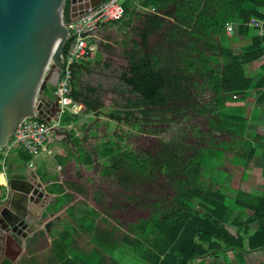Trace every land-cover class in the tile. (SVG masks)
Here are the masks:
<instances>
[{"label":"trees","instance_id":"16d2710c","mask_svg":"<svg viewBox=\"0 0 264 264\" xmlns=\"http://www.w3.org/2000/svg\"><path fill=\"white\" fill-rule=\"evenodd\" d=\"M123 5L124 17L129 13L144 17L142 27H136L140 43L127 45L131 64L129 73H124L126 91L140 95L144 102L128 98L124 109H112L109 117L136 123L140 129L152 118L168 128L154 152L138 151L130 143L122 147L118 135L119 140L115 136V140L107 139L94 154L98 160H108L110 165L103 172L116 175L121 184L130 185L139 175L148 178L162 173L175 191L169 200L161 198L148 204L152 207L150 218L122 233L121 243L135 254L137 264H195V260L197 264H214L207 258L218 261L220 254L228 251H235L236 262L232 264H249L243 253L264 249V191L232 190L217 181V173L221 174L229 161L223 156L231 152L230 144L238 143L240 149L245 143L250 145L247 155L240 153L246 158L245 165L257 148L264 149V136L249 135L247 118L238 108L230 110L227 105L235 100L234 95L264 89V72L256 77L244 68L264 55V35L247 24L252 17L264 18V0H127ZM123 18L106 25H115ZM64 19L70 20V0L65 4ZM227 22L237 24V35L250 37V44L240 52L233 47L237 38L226 35ZM152 36H156L154 44ZM71 41H66L63 54ZM91 66L92 61L79 63L72 80L74 100L89 112L100 108L91 95L96 89L83 86L77 70H90ZM209 93L211 100H205ZM196 115H207L209 129L197 132L193 128L197 140L192 143L184 138V125ZM77 117L67 110L61 124ZM152 127L149 130L154 131ZM218 133L229 135L231 141L215 137ZM22 157L27 162L32 159L28 151ZM3 161L6 163V157L0 151V171ZM6 188L0 184L2 196ZM87 211L83 221L99 216L94 208ZM255 223L258 228L252 231ZM114 232L117 230L106 232V238L121 245ZM109 257L101 264H123L115 256Z\"/></svg>","mask_w":264,"mask_h":264},{"label":"crops","instance_id":"0c3cea01","mask_svg":"<svg viewBox=\"0 0 264 264\" xmlns=\"http://www.w3.org/2000/svg\"><path fill=\"white\" fill-rule=\"evenodd\" d=\"M142 19L144 17L140 15L134 18L135 21ZM105 26L107 25L100 26L98 30L99 41ZM232 37L237 38L233 43L235 52H240L244 46L251 42L250 37H241L237 33ZM244 68L249 75L258 77L264 72V60L259 59L248 63ZM263 92L264 89L257 91L248 90L244 95L227 104L230 110L238 108L239 113L247 118L250 129L249 135L251 136L256 134L264 136ZM48 106L50 104L47 103L45 110H47ZM82 110L86 112L85 114L88 117L92 115L91 113H95L93 114L94 118L98 119L96 110L89 112L86 107H83L80 111ZM98 129L93 124L92 129L81 132L76 122L61 125L54 131L55 137L50 142V144L54 141L59 143L58 151L54 157L56 159L55 166H48L43 163L42 168H38L34 163V167H30L28 164L23 172L20 171L10 176L7 173L8 186L2 197H5L8 193L10 180L14 181L13 190L17 191L19 190L18 187L24 186L22 180L27 179L30 175L34 181L41 180L48 184L46 188L52 203L48 206V213L44 214L46 218L40 226L35 232L28 234L22 240V247L15 243L7 242L6 239L5 255L3 259L0 258V264H90L91 262L101 264L103 260L106 262L109 259L107 253L102 254L104 246L101 244V239L102 237L107 239L106 235L103 234H106L104 224L107 226L108 223L103 221L105 213H103L102 209L100 210L102 205H105V198L107 197L104 192L107 189L103 190L101 183L107 184L108 174L103 172L105 167L101 165L102 160H98L94 154L95 150L100 146L97 138L99 135L97 137L91 135V130ZM216 135L220 137V140L231 141L229 135L220 133ZM221 136H223V139ZM225 136H228V138ZM75 137L78 141H74L75 139L73 138ZM217 142L219 143L220 141L218 140ZM233 145L235 147L230 144L231 152H229V155H235V153L247 155L250 148L248 143L243 144V149H240L241 145L238 143H233ZM7 149L11 151L12 146H8ZM43 153L47 152H42L41 154ZM15 155L17 157V154ZM33 158L32 156L30 161H33ZM245 161L246 158L244 156L240 161L229 160L221 168L225 183L232 184L234 186L232 190H248L252 188L254 192L264 191V149L257 148L255 156L248 165L244 164ZM98 165L100 166L97 167ZM46 177H50V179L48 180ZM53 189H61V191H53ZM230 198L228 197L229 200H232ZM88 207L90 210L91 208L97 210L99 216L83 221L84 213L82 209L86 208L88 210ZM93 226L97 228L94 229ZM251 227L252 231H255L258 228V224L255 223ZM231 230L233 231L232 228ZM49 236H52V238L49 239ZM245 245H248V239L245 240ZM73 253H76V256ZM243 255L249 264H264V249L244 252ZM101 256L104 258H101ZM225 259L229 260L227 264L236 262L235 251L221 253L218 263L224 264L223 261ZM208 260L214 259L207 258Z\"/></svg>","mask_w":264,"mask_h":264},{"label":"rangeland","instance_id":"374dc122","mask_svg":"<svg viewBox=\"0 0 264 264\" xmlns=\"http://www.w3.org/2000/svg\"><path fill=\"white\" fill-rule=\"evenodd\" d=\"M127 0H121V2H126ZM132 3V2H131ZM135 15L129 13L117 24H110L111 26H105L101 35V40L99 41V47L97 51L96 58L92 61V66L90 70L82 69L79 73L77 70V78L85 87H93L96 89L91 95L93 99L97 100L96 105H100L99 110L96 112L98 119L94 118L95 113H91L90 117L85 114L84 110L78 113L76 119V125L81 132L92 129L93 124L98 130H91V135L96 136L99 139V145L104 146V142L108 140H115L117 136L122 137L121 146H125L130 143L131 147H134L138 151H153L158 147L161 139L165 138L164 131L168 128L167 124H162L159 121L155 123H160V125L155 126V130H149L148 126L143 128H138L136 123L130 124L125 120L114 121L109 117V113L114 108L124 109V101L128 98L139 101L143 103L140 95L136 93H128L124 86V73H129L130 61L127 54V50L133 45L134 41L140 43V38L137 35L136 27H142L144 19L140 21H135ZM133 19V23L129 24L130 20ZM113 25V26H112ZM156 36L151 37V43L154 44ZM130 45L129 47L127 45ZM47 96L55 100L56 96L54 94V86L48 84L46 87ZM212 94L206 95L205 100H211ZM136 121V120H135ZM92 126V127H91ZM188 127V128H187ZM184 138L188 142L195 143L196 138L194 135L193 128L197 129V132L202 130L208 131V119L207 115H196L188 119L184 125ZM98 131V133H97ZM215 137L217 135L215 134ZM228 138V136H225ZM127 138V139H126ZM206 138H208L206 136ZM223 139V136H221ZM119 140V138H118ZM59 143L54 141L50 144L52 149V154L47 153L39 154L33 158V162L38 168H42L43 163L48 166H55L56 159L55 154L58 151ZM12 150L4 149L1 151L6 157L7 173L12 175L20 171H24L29 162L25 161L22 154L26 151V148L22 144L11 143ZM235 147L234 145H232ZM231 147V146H230ZM17 154V157L16 155ZM241 155L235 153V155L226 154L223 156V160H241ZM102 166H109L108 160L102 161ZM98 165L97 167H99ZM137 175V174H136ZM139 180L131 183L130 185L121 184L116 175H108L107 184L101 183V188L107 197L105 198V205H102L103 221L108 223L107 226L104 224L106 232L114 231V239L121 242L122 233H127L130 231V227L134 223H138L143 219L150 218L152 214V207L149 206L151 202L155 199L159 200L165 198L169 200L174 194V188L168 184L167 178L162 173L157 174V176L151 177H140ZM217 181H222L226 186L232 189L234 186L232 184L225 183L223 174L217 173ZM106 184V185H105ZM235 184V183H233ZM227 188V191H232ZM94 189V188H93ZM234 192V191H232ZM88 196V195H87ZM132 197V198H131ZM156 200V201H157ZM138 202L137 205H133L134 202ZM85 210V211H84ZM83 213H87V209H82ZM107 215V216H106ZM96 229V226H93ZM103 229V227H102ZM103 235H106L105 233ZM101 244L104 246L102 249L104 253L108 255L115 256L123 264H137L138 258L134 256L133 252L125 249L121 245L117 246L116 242H112L108 239L102 237ZM76 256V253H73ZM79 255V252H78ZM94 258V257H93ZM101 258H104L101 256ZM110 259V257H109ZM74 260V258H73ZM78 261V260H75ZM227 259L223 261L227 264ZM208 262V261H207ZM211 262V260H209ZM215 264L218 263L217 260H213ZM199 263L195 260V264ZM90 264H94L91 262Z\"/></svg>","mask_w":264,"mask_h":264},{"label":"water","instance_id":"95a60500","mask_svg":"<svg viewBox=\"0 0 264 264\" xmlns=\"http://www.w3.org/2000/svg\"><path fill=\"white\" fill-rule=\"evenodd\" d=\"M66 1L0 0V151L9 146L25 118L44 117L43 101L59 108V102L47 96L46 87L58 84L65 66L60 54L69 36ZM102 1L70 0V19ZM38 93L42 94L39 115L35 109ZM22 183L16 191L10 180L6 196L0 194V246L7 239L22 247V240L40 226L52 203L44 181H34L29 175Z\"/></svg>","mask_w":264,"mask_h":264},{"label":"built area","instance_id":"2783aa9c","mask_svg":"<svg viewBox=\"0 0 264 264\" xmlns=\"http://www.w3.org/2000/svg\"><path fill=\"white\" fill-rule=\"evenodd\" d=\"M124 14L125 8L121 0H103L95 6L85 8L83 13L79 14L74 20L70 19L67 21L69 27L68 40L71 39L72 41L68 52L60 54L65 66L61 69L58 84L54 86V94L59 102V108L57 109L46 99L43 101L44 117L40 116L37 105L42 100V94L38 93L35 100V109L36 114L39 116L27 117L18 125L12 136L14 144L24 145L33 157L42 152L52 154L49 144L55 137L53 128L56 129L62 125L61 117L63 113L68 110L78 114L85 107L83 103L74 100L72 96V80L76 66L82 63L83 60L93 61L96 58L99 47L98 30L100 26L112 21H119L124 17ZM247 24L259 29V33L264 35V18L252 17ZM225 29L226 35L232 37L237 31V24L227 22ZM261 59L264 60V55ZM233 98L236 99L238 96L234 95ZM47 103L50 106L45 110ZM2 165L0 177L4 178V182L0 180V184L7 187V166L5 161L2 162ZM29 166L34 167V162L30 161ZM51 238L52 236H49V239Z\"/></svg>","mask_w":264,"mask_h":264},{"label":"flooded vegetation","instance_id":"af4514ba","mask_svg":"<svg viewBox=\"0 0 264 264\" xmlns=\"http://www.w3.org/2000/svg\"><path fill=\"white\" fill-rule=\"evenodd\" d=\"M161 123V122H160ZM160 123H155V119H152V118H150L149 119V124H148V127H150V126H153L152 128L154 129V127L155 126H158V125H160ZM162 124H165V123H162ZM137 125V124H136ZM138 128H140V125L139 126H137ZM141 127H143V126H141ZM151 151V150H150ZM153 152H154V150H153ZM157 199H155L154 200V202L156 201ZM152 203V202H151ZM150 203V204H151ZM137 205L138 204V202L136 201V202H134L133 203V205ZM5 243L6 242H4L1 246H0V258L1 259H3V257H4V255H5V250H6V245H5Z\"/></svg>","mask_w":264,"mask_h":264},{"label":"bare ground","instance_id":"6f19581e","mask_svg":"<svg viewBox=\"0 0 264 264\" xmlns=\"http://www.w3.org/2000/svg\"><path fill=\"white\" fill-rule=\"evenodd\" d=\"M0 179H2L4 181V178L3 177H0Z\"/></svg>","mask_w":264,"mask_h":264}]
</instances>
